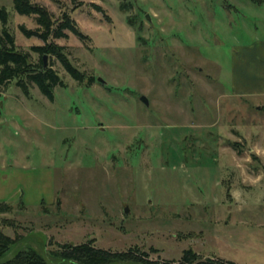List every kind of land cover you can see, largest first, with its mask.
I'll use <instances>...</instances> for the list:
<instances>
[{"label": "rangeland", "instance_id": "obj_1", "mask_svg": "<svg viewBox=\"0 0 264 264\" xmlns=\"http://www.w3.org/2000/svg\"><path fill=\"white\" fill-rule=\"evenodd\" d=\"M126 1L32 0L87 37L55 41L86 81L48 55L66 86L53 102L33 85L29 98L0 86V204L11 207L0 230L20 238L2 261L29 248L50 261L57 245L92 239L153 260L192 249L264 264V99L237 96L231 79L236 47L264 39V2ZM2 8L38 62L42 42L20 31L34 17L13 0Z\"/></svg>", "mask_w": 264, "mask_h": 264}, {"label": "trees", "instance_id": "obj_2", "mask_svg": "<svg viewBox=\"0 0 264 264\" xmlns=\"http://www.w3.org/2000/svg\"><path fill=\"white\" fill-rule=\"evenodd\" d=\"M120 9H130L131 3L126 0H118ZM78 7V0H71ZM258 2H264L259 0ZM14 10L25 17H34L36 28L27 29L23 26L20 31L27 39L37 38L42 45L31 47V51L39 56L38 62H33L31 55L18 49L14 35L9 31L8 14L4 8L0 9V86H8L15 82L22 93L30 97L31 86H35L40 94L48 101L55 100V89L66 87L56 71L44 66L45 56H55L65 72L78 84H84L85 74L76 68L65 53L64 46L55 41L67 38V32L76 35L81 41L87 37L81 32L70 14L63 13L61 18L54 19L52 14L42 5L33 3L32 0H13ZM131 23V19H129ZM94 79L88 80V85ZM234 150H238L236 144H231ZM11 211V207L0 204V212ZM18 239L5 235L0 230V264H236L220 258H201L192 249L185 250L177 261L153 260L148 252L138 246L126 251H113L102 249L95 245L94 240L81 244H60L52 252V260L48 261L34 249L18 251L11 259L2 261L4 255L10 250ZM155 252L154 249L151 250Z\"/></svg>", "mask_w": 264, "mask_h": 264}, {"label": "crops", "instance_id": "obj_3", "mask_svg": "<svg viewBox=\"0 0 264 264\" xmlns=\"http://www.w3.org/2000/svg\"><path fill=\"white\" fill-rule=\"evenodd\" d=\"M231 79L237 96L264 99V39L236 47Z\"/></svg>", "mask_w": 264, "mask_h": 264}, {"label": "water", "instance_id": "obj_4", "mask_svg": "<svg viewBox=\"0 0 264 264\" xmlns=\"http://www.w3.org/2000/svg\"><path fill=\"white\" fill-rule=\"evenodd\" d=\"M148 19V18H147ZM44 62H45V58H44ZM44 66L46 67V63H44ZM141 101L146 105L148 106V100L143 96L141 97Z\"/></svg>", "mask_w": 264, "mask_h": 264}]
</instances>
